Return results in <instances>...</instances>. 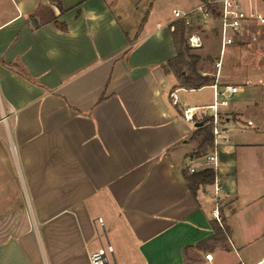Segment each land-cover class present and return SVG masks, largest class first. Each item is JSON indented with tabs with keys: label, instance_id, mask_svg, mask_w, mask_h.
Wrapping results in <instances>:
<instances>
[{
	"label": "crops",
	"instance_id": "1",
	"mask_svg": "<svg viewBox=\"0 0 264 264\" xmlns=\"http://www.w3.org/2000/svg\"><path fill=\"white\" fill-rule=\"evenodd\" d=\"M154 1L126 19L111 0H0V264H90L106 242L110 264H264V35L230 46L260 53L228 75L201 1L171 18L152 15ZM175 10H195L187 29L211 85L182 87L164 69L177 56ZM227 85L242 90L220 108L227 140L200 153L195 125ZM186 107L204 113L187 121ZM215 151L222 197L213 184L192 194L187 177L215 170Z\"/></svg>",
	"mask_w": 264,
	"mask_h": 264
},
{
	"label": "built area",
	"instance_id": "2",
	"mask_svg": "<svg viewBox=\"0 0 264 264\" xmlns=\"http://www.w3.org/2000/svg\"><path fill=\"white\" fill-rule=\"evenodd\" d=\"M209 4L216 8V11L218 12L216 17L211 14L206 3H201L197 10L200 11L204 24H207L213 17L216 19L221 40V55L224 54V51L228 46L235 44L236 40L247 31L250 23L264 25V12L261 11L258 6V1L256 0H215L211 1ZM194 12L195 10L188 12L175 10L174 16L179 20H183L187 27H192V15ZM188 44L192 48L201 47V37L197 33H191L188 36ZM215 65L218 69L216 74L218 77L222 63L221 61H218ZM214 88H216V85H214ZM237 91L238 87L234 85L225 86L221 92L216 90L214 93V102L207 107L211 110V113L208 114L211 118L214 144H217L220 138L227 140V136L225 135L226 130L223 128V119L220 114V108L227 106L229 104L227 99L229 94L236 93ZM171 97L173 103L178 104L177 90L171 93ZM202 109L203 107H186L183 109V117L187 121L193 122L196 119V116L204 113L201 112ZM1 119L5 124H8L9 116L3 109L1 110ZM206 159L208 162L214 163V171L216 172L218 168L217 152L215 151L213 155H207ZM189 170L191 172L195 171L193 167H190ZM223 191V185L215 178L213 191H208L209 194L214 195L216 198H220L222 197ZM214 217L222 225L221 214L217 208L214 210ZM98 225L102 232L105 233V223L103 218H98ZM113 254V246L109 242H106V244L101 245L97 250L90 254V264H110V257H112ZM211 258L212 256L210 254L206 255V259L211 260Z\"/></svg>",
	"mask_w": 264,
	"mask_h": 264
},
{
	"label": "trees",
	"instance_id": "3",
	"mask_svg": "<svg viewBox=\"0 0 264 264\" xmlns=\"http://www.w3.org/2000/svg\"><path fill=\"white\" fill-rule=\"evenodd\" d=\"M200 1L208 5V9L214 17L218 15L216 8L209 4L211 1L215 0ZM60 26L62 28L65 27L63 24ZM173 26L174 30L172 34L177 46V56L164 65L166 72H173L180 80L182 87L196 89L213 84L215 77L203 75V73L198 69L201 56L194 53L193 48L185 44V34L187 30L185 22L183 20H178L173 24ZM195 134L198 136H203V141L199 147V152L203 153L208 147L213 145L211 118H204L203 125L197 128ZM215 178L216 173L213 169H205L191 174L187 177V180L192 194L195 195L203 186L213 184ZM227 232V228L222 229L221 227H216V237L214 236V238L217 239L219 238L218 236H220L221 238L225 239L228 234Z\"/></svg>",
	"mask_w": 264,
	"mask_h": 264
},
{
	"label": "rangeland",
	"instance_id": "4",
	"mask_svg": "<svg viewBox=\"0 0 264 264\" xmlns=\"http://www.w3.org/2000/svg\"><path fill=\"white\" fill-rule=\"evenodd\" d=\"M154 0H111L114 4L113 6L119 5L123 8L119 9V15H124L126 19L130 16V12L134 10L136 5L138 4H144V3H149L153 2ZM193 0H155L154 1V9L152 15L157 16V17H162V18H168V17H173L172 10L174 8H180V9H185L191 6L193 4ZM129 6V7H128ZM130 6L133 8L131 9ZM258 6L261 9V11L264 12V0H259ZM129 14V15H128ZM146 15V14H145ZM198 25V24H196ZM208 29H210V24L206 25ZM199 27H204L202 25H199ZM190 29L186 30L185 34V44L189 46L188 44V36L190 35ZM209 31H215V30H209ZM207 31V32H209ZM213 33V32H212ZM247 34L254 33L256 35H259V37H263L264 35V25H260L257 23H250L247 28ZM245 33V34H246ZM209 37V33L207 34ZM219 39H220V34H219ZM217 37L216 39H211V49H212V54L219 56L220 53V40ZM237 42L241 43L240 38L236 40ZM198 48H193V51H196ZM231 47H227V53L226 57L229 59V64L227 66V74L228 75H234L236 77H240L244 73V67L246 65H252L253 61L252 58L255 54L260 53V51H255L254 48L251 49V51H230ZM206 53H209L210 51H204ZM211 53V52H210ZM237 63V64H236ZM239 64V65H238ZM238 65V66H237ZM238 94L240 95L242 93V90L240 87H238ZM179 95L187 96L189 99H194V97H197L195 95H190L188 96L184 92H180ZM182 100V99H181ZM230 100V99H229ZM182 104V103H181ZM227 126H232L234 125V121L231 123H225Z\"/></svg>",
	"mask_w": 264,
	"mask_h": 264
},
{
	"label": "water",
	"instance_id": "5",
	"mask_svg": "<svg viewBox=\"0 0 264 264\" xmlns=\"http://www.w3.org/2000/svg\"><path fill=\"white\" fill-rule=\"evenodd\" d=\"M37 25H38V23H37ZM201 125H203V122H198V123H196V127H198V126H201Z\"/></svg>",
	"mask_w": 264,
	"mask_h": 264
}]
</instances>
